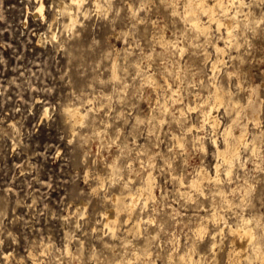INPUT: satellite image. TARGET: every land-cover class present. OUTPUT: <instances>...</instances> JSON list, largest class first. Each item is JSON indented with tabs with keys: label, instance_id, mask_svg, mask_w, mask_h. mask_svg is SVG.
I'll return each mask as SVG.
<instances>
[{
	"label": "rangeland",
	"instance_id": "374dc122",
	"mask_svg": "<svg viewBox=\"0 0 264 264\" xmlns=\"http://www.w3.org/2000/svg\"><path fill=\"white\" fill-rule=\"evenodd\" d=\"M68 2L69 0H63V3L62 0H0V264H39L40 261L43 264H57V249L62 250L66 245L72 249L74 256L78 252L82 254L84 264H97L96 260L89 259L93 245L98 250V255L105 258L106 264L120 260L123 249L119 247V241H111V247L102 246L98 240L99 233L89 234L91 226L100 219L101 213L115 211L105 197L116 193L118 187L100 191L99 184L101 180L107 179L106 165L111 159L109 153L115 154L116 149H106L108 136L101 139L93 135L89 138L85 133L102 129L105 122H110L111 117L122 107L118 103L122 83L111 78L110 66L113 61L116 62V71L122 82H128L135 74V69L129 68L125 75L121 68L126 66L122 63L125 60V49L134 40L140 41L147 50L161 36L164 40H172L173 34L179 36L182 30L179 21L169 17L159 0H153L148 5L151 11L147 17L144 12L140 13V17L145 18V23L133 29L131 24L135 21L128 19L125 0H114V11L109 20L91 16L83 22L82 27L76 28L75 33L62 35L58 45H51L48 40L52 22L59 9ZM128 2L136 5L139 0ZM40 4L44 7L41 10L43 15L37 12ZM91 7L92 0H88L84 8ZM117 7L123 9L119 16L115 14ZM262 9L264 5L259 8L253 6L252 10L259 17ZM153 19L155 24L149 22ZM56 23L59 24L60 21ZM125 32L129 33L126 44L122 43V34ZM245 39L248 44L239 53H231L237 59L228 61L225 68V73H235V78L229 80L226 75H222L220 79L225 87L230 85L236 93L232 97L234 101L243 104L252 96L253 105L246 114L260 122L259 128L248 125L247 139H252L255 133L264 131V25L255 31L246 32L241 37V43ZM135 51L133 50L134 53ZM156 51L161 52L162 49L157 47ZM135 58V55L129 57L127 64H131ZM225 59L227 61V57ZM156 62L159 63V60ZM179 64L191 76L200 65L198 50L196 55L186 56ZM196 78L199 79V75ZM237 83L241 85L240 89L236 88ZM134 89L135 82L127 90L123 106L131 104L134 106V113L146 115L148 108L145 107V102L143 99L138 102L136 96L142 97L151 89H141L135 96ZM108 96L112 97L111 106L115 111L107 119L105 114L108 113V107L98 114H90L87 121L89 127L81 130V136L74 138L73 143L68 145L66 140L70 134V118L66 109L88 98H95L94 106L107 104L105 97ZM222 114L223 109H220V115ZM213 115L217 113L214 111ZM226 123L227 118H223L222 126ZM115 126L118 127L119 124ZM172 128L176 130L177 126L173 124ZM111 131L108 130L109 134ZM127 132L126 127L125 134ZM233 133L238 135L240 129H234ZM162 139L166 137L162 135ZM141 143L147 144L143 136L137 137V145ZM205 143L209 141L206 140ZM217 143L221 148L224 147L222 138ZM258 143L264 146V137ZM160 149L166 150L163 143L160 144ZM247 155V151H242L241 158ZM120 163L123 164L124 161ZM232 179L233 184L224 190L236 187L246 191L244 200L247 207L243 211L236 208L224 213L227 222L233 227L240 226L242 216L252 219L254 224L258 222L264 225V171L254 170L248 164L246 171L234 169ZM139 183L137 180V184ZM105 187L107 188V184ZM92 188H97V191L92 192ZM240 198L241 193L238 192L229 199L238 203ZM218 200V197L204 200V208L208 211L200 212L198 216L189 208L180 218L181 224L188 226L185 231L195 227L198 222L206 224L210 230L214 229L211 221H200L199 217L210 216L212 208L216 207L214 201ZM85 204L88 205V221H80L81 226L76 229L75 217H64ZM151 208L150 205L149 212ZM119 219L123 221L124 215L121 214ZM157 219L164 223L168 231L172 230L171 222L165 214L161 213ZM153 231L155 229H149V234ZM176 231H180L179 227ZM225 231L227 233L228 230ZM122 234L123 230L118 233ZM193 235L188 232L186 237L181 233V251L193 243ZM70 236L78 238L82 243L70 241ZM255 236L264 252V229L255 228ZM128 238L131 239L130 236ZM161 239L165 237L162 235ZM134 243L139 246L148 245L147 240H137ZM208 243L207 240L203 244L197 242L196 250L206 252ZM234 243L232 235L224 239L215 264H247L244 257L251 252L247 242L245 252L239 256L236 255ZM44 244L52 245L49 249L51 254L47 258L38 257L33 261L28 257L29 250L33 254L38 253ZM151 248L154 252L157 251L154 242ZM5 255H8L7 260L3 258ZM165 255L166 252L161 253L157 264H165ZM210 259V256L207 257L204 264H208ZM60 264L69 262L61 256ZM71 264H80V260L73 259Z\"/></svg>",
	"mask_w": 264,
	"mask_h": 264
},
{
	"label": "clouds",
	"instance_id": "9594fccd",
	"mask_svg": "<svg viewBox=\"0 0 264 264\" xmlns=\"http://www.w3.org/2000/svg\"><path fill=\"white\" fill-rule=\"evenodd\" d=\"M113 2L114 0H92V7L84 8L88 0H69L59 9L52 22L49 44L58 45L62 35L75 33L76 28L82 27L83 22L91 16L109 20L114 11ZM125 3L128 19L135 21L131 28L143 25L145 18L140 17V13L144 12L147 17L151 11L148 5L152 4L153 0H139L136 5L128 0H125ZM159 4L164 5V10L170 18L181 24L179 36L173 34L172 40H164L161 36L154 44L148 46L147 50L140 41L134 40L125 49V60L122 63L126 66L121 68L125 75L128 74L129 68L135 69V74L128 82H122L116 71V62L113 61L110 66L111 78L122 83L118 100L122 107L115 112L110 122H105L102 129L85 133L89 138L93 135L101 139L109 137L105 142L106 149L115 147L116 152L109 153L111 159L106 165L107 179L100 181L99 190L107 191L118 187L116 193L105 197L106 202L115 208L116 218L108 219L106 213H101L100 219L91 226L89 234L99 233L98 240L102 246L111 247V241H119V247L123 251L120 260L113 261V264H157L161 253L165 252V264H204L209 256L211 259L208 264H215L216 255L228 235L248 238L247 246L251 252L244 257L247 264H264V252L253 243L257 239L255 228L264 229V225L258 222L254 224L252 219H244L241 226L233 227L224 215L236 208L243 211L247 207L244 200L246 191L236 187L227 191L224 189L233 184L232 177L236 168L246 171L247 165L251 164L254 170L264 171V167H261L264 165V146L258 143L260 138L264 137V131H259L252 139H247L248 125L252 124L255 128L260 126L258 120L246 114L253 105V98L249 96L243 104L234 101L232 97L236 93L230 85L225 87L220 79L222 75H226L229 80L235 78V73H225V68L228 61L237 59V56L231 53H239L241 48L248 44L247 39L241 43V37L246 32L255 31L264 25V9L259 17L252 10L253 6L259 8L264 5V0H159ZM43 8L41 4V9ZM122 11L120 7L115 8L116 16ZM40 14L43 15V11ZM56 21L60 23L57 24ZM149 22L156 23L155 19ZM128 35V32L122 34V43H127ZM157 47L162 51L157 52ZM133 50H136L135 53ZM197 50L200 57L199 68L188 76L179 61L186 56L196 55ZM133 55L136 58L131 64H127V59ZM197 75L199 79L196 78ZM133 82L134 96L141 89H151L142 97L136 96L138 102L141 99L145 102V107L148 108L146 115L134 113V106L131 104L123 106L128 95L127 90ZM236 88L240 89L241 85L237 83ZM189 89L194 91L190 92ZM105 99L107 104L94 106L95 98H88L66 109L70 118V134L66 140L68 145L73 143L74 138L81 136V130L89 127L87 121L90 114H98L108 107V113L105 114L107 119L108 115L115 111L111 106L112 97ZM220 109H223L222 116ZM214 111L217 113L215 116ZM223 118H227V123L222 126ZM117 124L118 127L115 126ZM173 124L177 126L176 130L172 128ZM237 128L240 129L239 135H233L234 129ZM109 129L112 130L110 134ZM162 135L166 139H162ZM139 136H143L147 144L137 145ZM219 138H222L223 148L217 143ZM206 140L209 143H205ZM230 140L233 143H229ZM161 143L165 145V151H161ZM148 144L151 146H147ZM242 151L248 153L243 159ZM122 160L123 164L120 163ZM137 180L140 181L139 184ZM91 191L96 192L97 188H92ZM238 192L241 193V198L238 203H233L229 198ZM210 197L219 198L214 201L216 207L212 208L210 216L199 217V220L211 221L214 229L210 230L206 224L198 222L186 232L188 226L182 225L180 218L189 208H192L197 216L200 212H207L203 201ZM161 213L171 222V231L157 219ZM121 214L124 215L123 221L119 219ZM72 216L76 221L74 227L79 229L80 221H88V205L78 208L64 219ZM177 227L179 232L176 231ZM149 229L155 231L149 234ZM121 230L123 234L118 235ZM188 232L194 234L191 237L193 243L181 251V233L187 237ZM162 235L165 237L163 240ZM69 240L82 243L78 238L71 236ZM137 240H147L148 245L139 246L134 243ZM206 240L209 241L207 251L198 252L197 242L203 244ZM152 242L157 250L155 252L151 248ZM51 247L50 244H44L35 254L29 250L28 257L33 261L38 257L47 258L51 254ZM57 253V264H60L61 256L65 257L69 264L73 259H79L80 264H84L82 254L78 252L74 256L72 249L67 245L62 250L58 248ZM236 255L239 256L240 253ZM3 258L7 260L8 255ZM89 259L96 260L97 264H106L105 258L98 255L95 245L92 246ZM39 264H43V261Z\"/></svg>",
	"mask_w": 264,
	"mask_h": 264
},
{
	"label": "bare ground",
	"instance_id": "6f19581e",
	"mask_svg": "<svg viewBox=\"0 0 264 264\" xmlns=\"http://www.w3.org/2000/svg\"><path fill=\"white\" fill-rule=\"evenodd\" d=\"M41 10L42 9H41V4H40L39 7H38V9H37V12H41ZM238 135H239V133H238ZM229 143H233V142L232 141H229ZM107 216H108V219H114V218H116V211L108 212L107 213ZM244 219H249V218H244V217L241 216V218H240V221H241L240 226L242 225ZM236 227H239V226H236ZM254 234H255V232H254ZM232 236H233V241L235 242L234 243V247H235V250H236L235 252H237V253H243L244 248L246 246V243L245 242H248V238L245 236V237H243V239H241V235H232ZM257 239L253 243L256 246H259V242H258Z\"/></svg>",
	"mask_w": 264,
	"mask_h": 264
}]
</instances>
